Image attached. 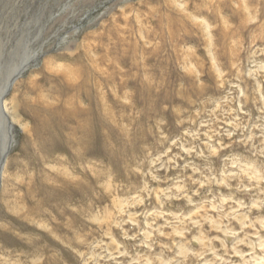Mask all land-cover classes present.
I'll use <instances>...</instances> for the list:
<instances>
[{
  "label": "rangeland",
  "instance_id": "374dc122",
  "mask_svg": "<svg viewBox=\"0 0 264 264\" xmlns=\"http://www.w3.org/2000/svg\"><path fill=\"white\" fill-rule=\"evenodd\" d=\"M0 264H264V0H0Z\"/></svg>",
  "mask_w": 264,
  "mask_h": 264
},
{
  "label": "bare ground",
  "instance_id": "6f19581e",
  "mask_svg": "<svg viewBox=\"0 0 264 264\" xmlns=\"http://www.w3.org/2000/svg\"><path fill=\"white\" fill-rule=\"evenodd\" d=\"M89 50H90V49H89ZM90 52H91V51H90ZM47 62H49V61H47ZM50 62H51V61H50ZM53 63H54V62H53ZM95 63H96V62H95ZM45 65H46V64H45ZM96 65H97V64H96ZM49 66H50V65H49ZM46 67H47V66H46ZM53 68H55V67H53ZM96 68H97V67H96ZM61 69H62V68H61ZM68 69H69V68H68ZM73 70H74V69H73ZM51 71H52V70H51ZM75 71H76V70H75ZM75 71H74V72H75ZM56 72H57V71H56ZM68 72H69V71H68ZM74 72L71 71L72 74L68 76V77H70V79H68V80H69L71 83H75V82H77V81H78V82L80 81V78H79V77H77V78L75 77L74 74L77 75V73H74ZM76 72H77V71H76ZM101 72H102V69H101ZM101 72L99 71V73H101ZM101 74H103V73H101ZM108 74H109V72H108ZM81 75H83V74H81ZM104 75H105V73H104ZM78 76H79V75H78ZM102 76H103V75H102ZM102 76H101V77H102ZM108 76H110V75H108ZM80 77H81V76H80ZM104 77H105V76H104ZM110 77H111V76H110ZM110 77H109V78H110ZM82 78H83V77H82ZM87 80H88V79H87ZM87 80H86V81H87ZM109 80H110V79H109ZM99 81H100V80H99ZM61 82H62V81H61ZM90 82H91V81H90ZM81 83H82V82H81ZM83 84H84V83H83ZM80 85H81V86H77V87H75L74 89H77L78 91H79L80 89L82 90V89H83L82 84H80ZM98 85H99V84H98ZM125 85H126V84H125ZM87 86H88V85H87ZM101 86H102V85H101ZM98 88H99V87H98ZM101 88H102V87H101ZM90 90H91V89H90ZM99 90H100V89H99ZM90 92H91V91H90ZM101 92H102V91H101ZM73 93H74V92H73ZM67 94H68V93H67ZM85 94H86V93H85ZM100 94H101V93H100ZM74 95H77V94H74ZM74 95H73V96H74ZM128 95H129V94H128ZM80 96H81V95H80ZM88 96H89V95H88ZM102 96H103V95H102ZM104 96H105V95H104ZM75 97H76V96H75ZM29 98H30V97H29ZM73 98H74V97H73ZM102 98H103V97H102ZM26 99H27V98H26ZM57 99H58V98H57ZM81 99H82V98H81ZM90 99H91V98H90ZM90 99H88V100H90ZM100 99H101V98H100ZM14 100H15V99H14ZM60 100H61V99H60ZM66 100H67V99H66ZM70 101H71V100H70ZM70 101H69V102H70ZM75 101H76V100H75ZM101 101H102V99H101ZM104 101H105V100H104ZM77 102H78V101H77ZM79 102H80V101H79ZM88 102H89V101H88ZM12 103H13V102H12ZM54 103H55V102H54ZM63 103H64V102H63ZM65 103L68 105L67 102H65ZM59 104H60V103H59ZM72 104H73V103H72ZM79 104H80V103H79ZM13 105H14V103H13ZM56 105H57V104H56ZM70 105H71V104H70ZM75 105H77V104H75ZM8 106H9V105L6 104V105H5V107H6L5 109L9 110ZM17 106H18V105H17ZM27 106H29V105H27ZM64 106H65V105H64ZM80 106H81V105H80ZM89 106H91V105H89ZM11 107H12V106H11ZM27 108H28V107H26V109H27ZM64 108H65V107H64ZM68 108H69V107H68ZM81 108H82V106H81ZM81 108H80V109H81ZM3 109H4V108H3ZM13 109H14V108H13ZM20 109H21V108H20ZM20 109H19V110H20ZM95 109H96V108H95ZM27 110H29V109H27ZM30 110H31V108H30ZM61 111H62V110H61ZM76 111H77V110H76ZM87 111H88V110H87ZM9 112H10V110H9ZM18 113H19V112H18ZM19 114H20V113H19ZM55 115H56V114H55ZM55 115H54V116H55ZM12 116H13V115H12ZM56 116H57V115H56ZM58 116H59V115H58ZM87 116H88V115H87ZM82 117H83V116H82ZM84 117H85V116H84ZM96 117H98V116H96ZM77 119H79V118H77ZM82 119H83V118H82ZM50 120H51V119H50ZM58 120H59V119H58ZM61 120H62V119H61ZM61 120H60V121H61ZM87 120H88V118H87ZM20 121H21V120H20ZM79 121H80V120H79ZM84 121H85V120H84ZM91 121H92V120H91ZM91 121H90V122H91ZM61 122H62V121H61ZM88 122H89V121H88ZM96 122H97V121H96ZM57 123H58V122H57ZM60 124H61V123H60ZM62 124H63V123H62ZM90 124H91V123H90ZM95 124H97V123H95ZM54 125H55V124H54ZM98 125H99V124H98ZM77 126H79V125L77 124ZM81 126H84V125L81 124ZM71 127H72V126H71ZM88 127H89V126H88ZM72 128H73V127H72ZM78 128H79V127H78ZM70 129H71V128H70ZM80 129H81V128H80ZM82 129H83V128H82ZM86 129H88V128L86 127ZM92 129H93V128H92ZM92 129H90V130H92ZM95 129H96V128H95ZM95 129H94V130H95ZM60 131H61V129H60ZM73 131H74V130H73ZM86 131H87V130H86ZM61 132H62V131H61ZM55 133H57V132H55ZM88 133H89V131H88ZM70 134H71V133H70ZM70 134H69V135H70ZM74 134H75V133H74ZM83 134H85V135H84V138H85V137L87 136V134H86L85 132H84ZM83 134H82V135H83ZM94 134H95V133H94ZM94 134H93V135H94ZM58 135H59V134H58ZM72 135H73V134H72ZM75 135H76V134H75ZM82 135H81V136H82ZM91 135H92V134H91ZM59 136H61V135H59ZM55 137H56V136H55ZM61 137H62V136H61ZM59 138H60V137H59ZM59 138H58V139H59ZM93 138H94V137H93ZM93 138H92V139H93ZM79 139H80V138H79ZM81 139H82V138H81ZM53 140H54V139H53ZM71 140H72V139H71ZM73 140H74V139H73ZM76 140H77V139H76ZM82 140H83V139H82ZM65 141H66V140H65ZM67 142H68V141H67ZM81 142H82V141H81ZM90 142H91V141H90ZM68 143H69V142H68ZM77 143H78V142H77ZM84 143H85V142H84ZM92 143H93V141H92ZM78 144H79V143H78ZM82 144H83V143H82ZM88 144H89V142H88ZM90 146H91V145H90ZM92 146H93V145H92ZM94 146H95V145H94ZM94 146H93V147H94ZM59 147H60V145H59ZM85 147H86V146H85ZM60 149H61V147H60ZM85 151H86V150H85ZM78 153H79V152H78ZM82 153H83V152H82ZM84 153H86V152H84ZM80 154H81V153H80ZM83 155H84V154H83ZM89 155H90V154H89ZM81 157H84V156H81ZM74 163H75V162H74ZM71 180H74V179H71ZM79 180H80V179H79ZM84 180H85V179H84ZM85 181H86V180H85ZM87 181H88V180H87ZM73 183H74V182H73ZM79 183H80V182H79ZM83 183H85V182H83ZM71 184H72V182H71ZM76 184H77V183H76ZM75 186H76V185H75ZM81 186H82V185H81ZM77 187H78V186H77ZM82 187H83V186H82ZM74 188H75V187H74ZM78 188H79V187H78ZM80 188H81V187H80ZM83 188H84V187H83ZM83 188H82V189H83ZM84 189H85V188H84ZM74 190H75V189H74ZM75 192H76V191H75ZM68 193H69V192H68ZM68 193H67V195H68ZM76 193H77V192H76ZM80 193H81V192H80ZM68 196H69V195H68ZM258 263H259V262H258Z\"/></svg>",
  "mask_w": 264,
  "mask_h": 264
}]
</instances>
